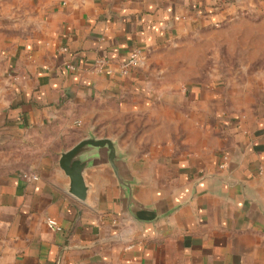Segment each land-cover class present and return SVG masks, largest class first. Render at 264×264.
I'll return each mask as SVG.
<instances>
[{"label": "crops", "instance_id": "obj_1", "mask_svg": "<svg viewBox=\"0 0 264 264\" xmlns=\"http://www.w3.org/2000/svg\"><path fill=\"white\" fill-rule=\"evenodd\" d=\"M230 9L0 0V264H264V98L227 112L215 86H166L148 66ZM92 135L116 142L129 184L100 161L81 200L59 158ZM32 144L35 161L8 167Z\"/></svg>", "mask_w": 264, "mask_h": 264}, {"label": "rangeland", "instance_id": "obj_2", "mask_svg": "<svg viewBox=\"0 0 264 264\" xmlns=\"http://www.w3.org/2000/svg\"><path fill=\"white\" fill-rule=\"evenodd\" d=\"M214 4L219 9L231 5L230 12L215 25L159 49L148 64L153 79L166 86H215L227 112L255 110L264 98V0ZM33 145L20 155L7 154L8 167L35 161Z\"/></svg>", "mask_w": 264, "mask_h": 264}, {"label": "water", "instance_id": "obj_3", "mask_svg": "<svg viewBox=\"0 0 264 264\" xmlns=\"http://www.w3.org/2000/svg\"><path fill=\"white\" fill-rule=\"evenodd\" d=\"M120 159L121 155L113 139L97 138L92 135L80 140L70 149L62 150L59 165L70 178V193L85 200L88 192L85 172L100 161L111 164L121 185L129 184L120 172Z\"/></svg>", "mask_w": 264, "mask_h": 264}, {"label": "built area", "instance_id": "obj_4", "mask_svg": "<svg viewBox=\"0 0 264 264\" xmlns=\"http://www.w3.org/2000/svg\"><path fill=\"white\" fill-rule=\"evenodd\" d=\"M143 60H144V58H143V55H142L141 51L140 50H134L130 54L129 59L123 64V71L125 73H128L131 67L139 64ZM96 65L100 69V68H102V67L107 65V60L99 59L97 61Z\"/></svg>", "mask_w": 264, "mask_h": 264}]
</instances>
